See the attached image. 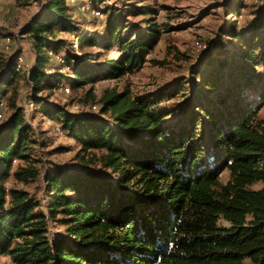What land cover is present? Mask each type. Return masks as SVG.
Segmentation results:
<instances>
[{
	"label": "trees",
	"instance_id": "1",
	"mask_svg": "<svg viewBox=\"0 0 264 264\" xmlns=\"http://www.w3.org/2000/svg\"><path fill=\"white\" fill-rule=\"evenodd\" d=\"M43 1L16 37L30 43L27 67L20 47L0 67V264H264V7L205 42L195 90L179 80L98 97L94 84L138 71L167 25L145 3L133 6L138 23L128 1L88 0L104 16L92 30L73 0ZM224 4L230 14L245 5ZM22 80L31 116L56 122L77 146L72 163L42 158L47 142L20 104ZM87 85L77 109L53 97ZM189 92V104L173 101Z\"/></svg>",
	"mask_w": 264,
	"mask_h": 264
},
{
	"label": "rangeland",
	"instance_id": "2",
	"mask_svg": "<svg viewBox=\"0 0 264 264\" xmlns=\"http://www.w3.org/2000/svg\"><path fill=\"white\" fill-rule=\"evenodd\" d=\"M106 1L117 4L118 0ZM121 1H128V4H125L126 11L128 10L126 13L129 15L134 13L132 9L135 4L141 5V3H145L156 7L157 10L153 14V18L162 24V26L167 25L168 30L162 33L161 38L148 55V61L138 71L120 78H105L97 81L94 84V93L98 97L106 88L115 87L119 91L127 90L131 94H139L147 91H159L166 85L174 87L179 80L186 81L188 86H190V90H195L198 79L195 77L193 71L205 67V64L202 63L204 59L202 52L205 47V42L219 39L222 30L230 26V24L234 23V25L236 24L241 27L244 22L261 17V14L257 13V9L258 7H264V0H243V3H245V5L243 4L244 8L242 6L230 14V9L224 4L225 0ZM43 4V0H0V67L3 61L18 47L21 48L25 57V59L23 56L19 57L18 66L21 65L22 68L24 66L25 68L27 67L26 63H29L32 57L30 43L23 37L19 39L16 37L19 35L23 26L36 13L42 10ZM72 4L74 14L81 19L84 27L92 30H102L103 26L95 24V22L97 19L101 21L104 16L96 17L93 13L97 12L89 6L88 0H73ZM130 19L139 23L143 21V16L131 15ZM7 35H11L13 40L11 36ZM65 36L72 38L69 34ZM224 42L232 51L235 49V46L234 48L231 47L228 39H224ZM75 46H77L76 41ZM117 54L118 51L115 48H111L109 52L105 53L109 57H115ZM55 63H59V61L57 60ZM259 70L261 73H264V68H260ZM20 85V104L26 107L32 125L35 128L39 127L41 139L47 142L46 146L40 149L42 158L45 161L52 160L61 165H68L77 150V146L74 145L73 140L69 136L58 128L56 122L47 120L39 122L40 118L38 116H31V114L35 115L34 113H37V110L30 106L26 100L27 84L25 80H22ZM89 87L90 85H87L84 89L77 90L73 87L65 86L63 90L67 93L62 88H57L54 90L53 97L62 103H67L69 108L77 109L78 105L76 103H78V99L85 96ZM191 96L192 94L189 92L188 94L173 98V101L177 104L181 103L186 105L189 104L187 100L192 99ZM178 114L180 115L181 111ZM257 117L264 120V108L259 111ZM59 147H62V149L57 151ZM96 168L102 174L113 179V173L111 171L105 170L102 167ZM220 179L226 183L229 179V171H222L220 173ZM8 183H12V177L8 178ZM34 189V186L30 187L31 191H34ZM50 225L54 235L61 234L64 230V227L58 225L55 221H50ZM1 260L2 262L8 261L5 257H2Z\"/></svg>",
	"mask_w": 264,
	"mask_h": 264
},
{
	"label": "water",
	"instance_id": "3",
	"mask_svg": "<svg viewBox=\"0 0 264 264\" xmlns=\"http://www.w3.org/2000/svg\"><path fill=\"white\" fill-rule=\"evenodd\" d=\"M205 47H206V43H205ZM205 47H204V48H205Z\"/></svg>",
	"mask_w": 264,
	"mask_h": 264
},
{
	"label": "bare ground",
	"instance_id": "4",
	"mask_svg": "<svg viewBox=\"0 0 264 264\" xmlns=\"http://www.w3.org/2000/svg\"><path fill=\"white\" fill-rule=\"evenodd\" d=\"M205 46V45H204Z\"/></svg>",
	"mask_w": 264,
	"mask_h": 264
}]
</instances>
